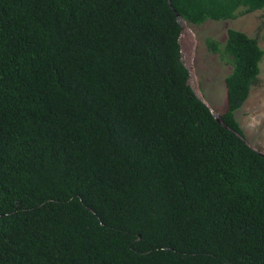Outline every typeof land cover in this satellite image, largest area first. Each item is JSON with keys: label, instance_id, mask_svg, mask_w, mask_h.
<instances>
[{"label": "trees", "instance_id": "trees-1", "mask_svg": "<svg viewBox=\"0 0 264 264\" xmlns=\"http://www.w3.org/2000/svg\"><path fill=\"white\" fill-rule=\"evenodd\" d=\"M203 25L264 0H171ZM168 0H0V264H264V154L236 119L264 50L214 54L228 130L188 84Z\"/></svg>", "mask_w": 264, "mask_h": 264}, {"label": "rangeland", "instance_id": "rangeland-1", "mask_svg": "<svg viewBox=\"0 0 264 264\" xmlns=\"http://www.w3.org/2000/svg\"><path fill=\"white\" fill-rule=\"evenodd\" d=\"M230 29L256 38L264 50V9L233 20L208 21L200 26L185 23L182 36L183 58L192 70L190 86L195 87L212 112L219 115L227 108L225 79L232 66L227 58L211 52L205 41L211 38L223 43ZM236 119L248 144L264 154V57L258 83L252 87L243 107L236 112Z\"/></svg>", "mask_w": 264, "mask_h": 264}, {"label": "water", "instance_id": "water-1", "mask_svg": "<svg viewBox=\"0 0 264 264\" xmlns=\"http://www.w3.org/2000/svg\"><path fill=\"white\" fill-rule=\"evenodd\" d=\"M168 2H169V6H170V7L173 9V11L175 12V14H176V16H177V19H178V22L180 23V25H181V27H182V34H181L180 39H179V42H180V44L182 45V36H183V31H184V24H185L186 22H185L184 19L180 16V14H179V13L173 8V5H172L171 0H168ZM182 61L184 62L185 67H186L187 70L189 71V75H190V77H189L188 84L190 85V82H191V80H192V70H191V67L187 66V64L185 63L184 58H183V52H182ZM192 89H193L195 95H196L201 101H203V102L205 103V101L202 99L201 95L197 92V90L195 89V87L192 88ZM205 104H206V103H205ZM211 112H212V110H211ZM212 114H213V116L215 117V119L218 121V123H219L220 125H222L224 128H226V129H228V130H231V128H230V127L224 122V120H223V118H222L221 115L216 114V113H214V112H212ZM245 141H246V139H245ZM246 142H247V141H246ZM247 143H248V142H247Z\"/></svg>", "mask_w": 264, "mask_h": 264}]
</instances>
